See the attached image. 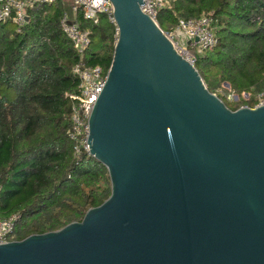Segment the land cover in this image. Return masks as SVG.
<instances>
[{"label": "water", "instance_id": "obj_1", "mask_svg": "<svg viewBox=\"0 0 264 264\" xmlns=\"http://www.w3.org/2000/svg\"><path fill=\"white\" fill-rule=\"evenodd\" d=\"M106 1L118 38L87 147L111 194L0 264H264V106L228 109L143 0Z\"/></svg>", "mask_w": 264, "mask_h": 264}, {"label": "trees", "instance_id": "obj_2", "mask_svg": "<svg viewBox=\"0 0 264 264\" xmlns=\"http://www.w3.org/2000/svg\"><path fill=\"white\" fill-rule=\"evenodd\" d=\"M68 13L73 18L65 0L29 10L19 30L0 22V221L19 216L18 241L80 222L111 194L107 169L88 153L76 155L68 137V96L79 85L72 72L79 56L60 24ZM203 14L213 17L217 45L196 55L195 69L228 109L253 107L264 91V0H170L156 20L167 32ZM74 19L91 38L83 62L107 72L115 27L106 15L97 24L81 11Z\"/></svg>", "mask_w": 264, "mask_h": 264}, {"label": "built area", "instance_id": "obj_3", "mask_svg": "<svg viewBox=\"0 0 264 264\" xmlns=\"http://www.w3.org/2000/svg\"><path fill=\"white\" fill-rule=\"evenodd\" d=\"M65 0H0V22L12 21L18 30L28 21V11L40 5L59 4ZM70 14H66L61 21V29L65 36L73 43L74 50L79 56V62L72 72L78 78V92L68 96L71 102V127L68 131L69 139L74 143L75 154L81 151L88 153V121L107 79V72L101 67H89L83 62L85 52L90 47L91 38L87 31L82 30L74 19L80 11L85 20L98 23L99 15H106L108 21L116 29L115 42L118 38V29L113 17L112 5L106 0H69ZM141 11L157 24V15L161 9L170 5V0H143ZM158 26V24H157ZM164 36L174 45L176 53L188 63L194 65L196 53L210 50L217 45L214 20L211 14H203L196 19H179L177 25L162 31ZM247 98V97H245ZM264 106V91L255 96L257 108ZM19 216L14 215L7 220L0 221V245L7 244L15 239V229Z\"/></svg>", "mask_w": 264, "mask_h": 264}, {"label": "rangeland", "instance_id": "obj_4", "mask_svg": "<svg viewBox=\"0 0 264 264\" xmlns=\"http://www.w3.org/2000/svg\"><path fill=\"white\" fill-rule=\"evenodd\" d=\"M197 54H200V53H196V55ZM244 97H247V96L244 95ZM227 99L230 100V101H232V102L237 101L236 96H233V95H227Z\"/></svg>", "mask_w": 264, "mask_h": 264}]
</instances>
